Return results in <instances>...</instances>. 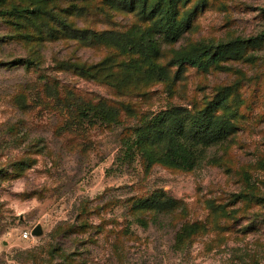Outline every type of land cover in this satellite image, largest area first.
Wrapping results in <instances>:
<instances>
[{
	"label": "rangeland",
	"instance_id": "rangeland-1",
	"mask_svg": "<svg viewBox=\"0 0 264 264\" xmlns=\"http://www.w3.org/2000/svg\"><path fill=\"white\" fill-rule=\"evenodd\" d=\"M0 2L46 8L0 15V264H264V203L237 195H264V0ZM167 22L173 39L158 30ZM146 36L157 53L111 44ZM237 37L255 40L206 70L174 61ZM220 98L216 113L236 129L194 169L122 159L153 114ZM154 192L177 207H132Z\"/></svg>",
	"mask_w": 264,
	"mask_h": 264
},
{
	"label": "trees",
	"instance_id": "trees-1",
	"mask_svg": "<svg viewBox=\"0 0 264 264\" xmlns=\"http://www.w3.org/2000/svg\"><path fill=\"white\" fill-rule=\"evenodd\" d=\"M45 13L46 8L42 6L41 2L11 5L9 8L3 7L0 2V15L14 19H31ZM60 23L63 30H67L76 38L79 37L78 31L73 30L68 23L63 21ZM158 30L166 40L176 37V31L168 22L158 24ZM112 36L120 37L123 34ZM254 40L255 38L243 39L237 37L214 47V49L208 45L196 46L174 56V61L180 65L188 64L206 70L210 66H216L222 58H230L233 53H237V49L243 43ZM111 44L120 49L122 53L127 51L136 52L141 56L157 53L155 39L150 36L132 42L128 50L121 48L115 40ZM71 65L86 75L89 73L88 67L80 64ZM161 70L159 66L155 67L156 72L159 73ZM213 99L201 111L191 112L187 108L177 106L169 109L165 108L153 114L147 121L134 127L132 134L123 140L125 149L122 159L128 157L131 159L132 155H137L143 160L146 167L160 162L174 168L194 169L204 159V152L210 146L221 143L236 129L228 117L216 113L215 108L221 104L222 98ZM101 115L104 117V114ZM261 163H264V158L261 159ZM247 183H249L248 179ZM237 195L238 197H244L246 200L264 203V195L261 190H255L253 187L248 192L238 193ZM132 203V207L135 209H155L157 213L171 212L177 207L176 200L157 192L148 197L134 199ZM191 229L192 225L180 229L175 237L178 245L183 244V239L191 234Z\"/></svg>",
	"mask_w": 264,
	"mask_h": 264
},
{
	"label": "water",
	"instance_id": "water-1",
	"mask_svg": "<svg viewBox=\"0 0 264 264\" xmlns=\"http://www.w3.org/2000/svg\"><path fill=\"white\" fill-rule=\"evenodd\" d=\"M42 232V229H41V226L40 225H37L33 228L32 230V235H40Z\"/></svg>",
	"mask_w": 264,
	"mask_h": 264
},
{
	"label": "built area",
	"instance_id": "built-area-1",
	"mask_svg": "<svg viewBox=\"0 0 264 264\" xmlns=\"http://www.w3.org/2000/svg\"><path fill=\"white\" fill-rule=\"evenodd\" d=\"M28 235V233L27 232H24V237H26Z\"/></svg>",
	"mask_w": 264,
	"mask_h": 264
}]
</instances>
